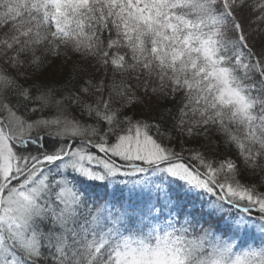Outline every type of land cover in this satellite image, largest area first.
Listing matches in <instances>:
<instances>
[{"label":"snow or ice","instance_id":"obj_1","mask_svg":"<svg viewBox=\"0 0 264 264\" xmlns=\"http://www.w3.org/2000/svg\"><path fill=\"white\" fill-rule=\"evenodd\" d=\"M0 264H264V0H0Z\"/></svg>","mask_w":264,"mask_h":264},{"label":"trees","instance_id":"obj_2","mask_svg":"<svg viewBox=\"0 0 264 264\" xmlns=\"http://www.w3.org/2000/svg\"><path fill=\"white\" fill-rule=\"evenodd\" d=\"M170 106V105H168ZM138 114L140 112V109L137 110ZM148 111L145 109L144 110V117L147 118V115H148ZM152 114H155V113H152ZM216 156H217V159H225L227 157H232V158H235V149H232V150H228L226 149L224 146H223V143L221 142L220 143V147L216 150ZM241 179L247 183L248 182V177L245 175V176H242ZM110 188L112 186H109Z\"/></svg>","mask_w":264,"mask_h":264}]
</instances>
